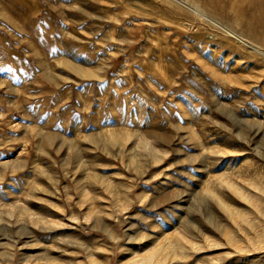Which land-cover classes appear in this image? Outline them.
Masks as SVG:
<instances>
[{"label": "rangeland", "instance_id": "obj_1", "mask_svg": "<svg viewBox=\"0 0 264 264\" xmlns=\"http://www.w3.org/2000/svg\"><path fill=\"white\" fill-rule=\"evenodd\" d=\"M0 264H264V0H0Z\"/></svg>", "mask_w": 264, "mask_h": 264}]
</instances>
